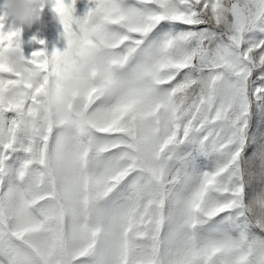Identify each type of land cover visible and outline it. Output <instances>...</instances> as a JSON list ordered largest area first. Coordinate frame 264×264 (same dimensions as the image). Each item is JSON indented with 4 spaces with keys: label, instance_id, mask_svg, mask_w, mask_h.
I'll list each match as a JSON object with an SVG mask.
<instances>
[{
    "label": "snow or ice",
    "instance_id": "snow-or-ice-1",
    "mask_svg": "<svg viewBox=\"0 0 264 264\" xmlns=\"http://www.w3.org/2000/svg\"><path fill=\"white\" fill-rule=\"evenodd\" d=\"M78 2L0 68V264H264V0Z\"/></svg>",
    "mask_w": 264,
    "mask_h": 264
},
{
    "label": "clouds",
    "instance_id": "clouds-1",
    "mask_svg": "<svg viewBox=\"0 0 264 264\" xmlns=\"http://www.w3.org/2000/svg\"><path fill=\"white\" fill-rule=\"evenodd\" d=\"M46 4L47 0H0V8L4 9L6 16L12 21L8 31L19 37L23 26L31 28L39 25V33H42L47 28L45 13L42 11ZM5 39L9 43L5 44ZM12 40L8 37L0 38V68L11 69L39 79L41 73L36 69H28L29 58L20 46L11 43Z\"/></svg>",
    "mask_w": 264,
    "mask_h": 264
},
{
    "label": "rangeland",
    "instance_id": "rangeland-1",
    "mask_svg": "<svg viewBox=\"0 0 264 264\" xmlns=\"http://www.w3.org/2000/svg\"><path fill=\"white\" fill-rule=\"evenodd\" d=\"M86 8V0H79L77 4V14L83 15ZM4 9L0 8V15H3ZM44 19L47 21V28L40 34V38L46 41L47 52L50 54L53 51L59 49L63 50L67 46V41L63 37V26L59 18L50 10L45 9ZM39 32V25H34L31 28L27 26L22 27L21 36L14 38L11 43L20 46L25 55L30 58L32 53L37 50H41L45 45H41L38 40L33 39V36ZM5 44L9 41H5Z\"/></svg>",
    "mask_w": 264,
    "mask_h": 264
}]
</instances>
